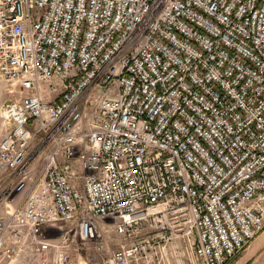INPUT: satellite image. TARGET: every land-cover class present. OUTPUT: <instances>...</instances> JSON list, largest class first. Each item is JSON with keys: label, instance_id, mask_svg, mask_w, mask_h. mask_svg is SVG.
<instances>
[{"label": "built area", "instance_id": "1", "mask_svg": "<svg viewBox=\"0 0 264 264\" xmlns=\"http://www.w3.org/2000/svg\"><path fill=\"white\" fill-rule=\"evenodd\" d=\"M0 75L25 93L0 110V264H80L110 220L150 234L108 264L179 239L231 264L264 230V0H0Z\"/></svg>", "mask_w": 264, "mask_h": 264}, {"label": "rangeland", "instance_id": "2", "mask_svg": "<svg viewBox=\"0 0 264 264\" xmlns=\"http://www.w3.org/2000/svg\"><path fill=\"white\" fill-rule=\"evenodd\" d=\"M24 96L25 93L22 92L19 85L4 80L0 75V110L4 104ZM11 129L12 126L8 125L4 121V118L0 112V141L10 132ZM145 228V224H141L138 228H130V231L127 229L126 231L122 232L118 228V225L113 224L111 220L102 223L101 238L97 241L88 243H85L80 238H77L76 247L72 251V256L80 264H108L112 254L122 248L123 244L127 242V239L128 241H133L149 235V229ZM131 233L140 235L130 237ZM188 248H190L189 244L184 240L179 239L178 243L175 241V243H173L170 247V264H195L192 254L188 252ZM183 250H185V253H183ZM152 263L158 264V262L155 260ZM14 264H39V260L36 256H31L23 258Z\"/></svg>", "mask_w": 264, "mask_h": 264}, {"label": "crops", "instance_id": "3", "mask_svg": "<svg viewBox=\"0 0 264 264\" xmlns=\"http://www.w3.org/2000/svg\"><path fill=\"white\" fill-rule=\"evenodd\" d=\"M1 211H3L2 207ZM241 254L232 264H264V230Z\"/></svg>", "mask_w": 264, "mask_h": 264}]
</instances>
